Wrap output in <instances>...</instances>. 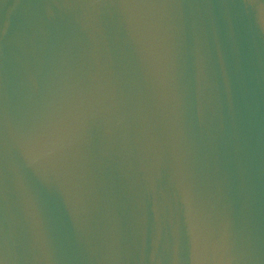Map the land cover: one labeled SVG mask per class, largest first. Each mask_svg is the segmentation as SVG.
Instances as JSON below:
<instances>
[{"label":"water","instance_id":"95a60500","mask_svg":"<svg viewBox=\"0 0 264 264\" xmlns=\"http://www.w3.org/2000/svg\"><path fill=\"white\" fill-rule=\"evenodd\" d=\"M0 264H264V0H0Z\"/></svg>","mask_w":264,"mask_h":264}]
</instances>
